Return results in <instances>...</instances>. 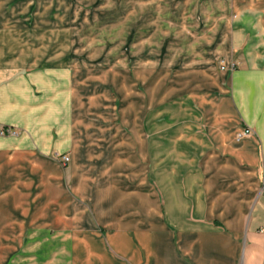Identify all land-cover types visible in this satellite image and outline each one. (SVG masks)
<instances>
[{
	"label": "crops",
	"instance_id": "crops-1",
	"mask_svg": "<svg viewBox=\"0 0 264 264\" xmlns=\"http://www.w3.org/2000/svg\"><path fill=\"white\" fill-rule=\"evenodd\" d=\"M225 2L207 54L170 65L196 80L184 89L200 112L193 129L185 117L155 132L148 118L139 129L105 114L89 130L67 56L0 52V127L14 132L0 137V234L19 236L0 240L17 246L10 264H264V0ZM243 128L253 134L236 142Z\"/></svg>",
	"mask_w": 264,
	"mask_h": 264
},
{
	"label": "rangeland",
	"instance_id": "rangeland-1",
	"mask_svg": "<svg viewBox=\"0 0 264 264\" xmlns=\"http://www.w3.org/2000/svg\"><path fill=\"white\" fill-rule=\"evenodd\" d=\"M146 1L0 0V34L10 36L0 42V52L67 56L75 102H83L77 108L88 116L89 130L102 129L105 114L129 124L136 118L139 129H145L148 118L155 132L176 129L183 123L177 118L185 117V125L193 129L200 112L184 89H192L196 80L170 65H177L180 57L207 54L200 49L211 24L223 20L226 2L217 6L200 0L188 5L192 9L166 5L170 9L165 10L157 0H149L150 5ZM24 30L30 34L20 37ZM2 238L16 242L19 236L0 234ZM12 247L17 246H0V264H10L17 255Z\"/></svg>",
	"mask_w": 264,
	"mask_h": 264
},
{
	"label": "built area",
	"instance_id": "built-area-1",
	"mask_svg": "<svg viewBox=\"0 0 264 264\" xmlns=\"http://www.w3.org/2000/svg\"><path fill=\"white\" fill-rule=\"evenodd\" d=\"M220 69H221V71H223V70H225V67L221 66ZM228 70L234 71L235 65H230L228 67ZM13 134H14V132L9 128H6V127L0 128V137H5V136L13 135ZM252 134H253V132L250 128H243L236 133L235 141L241 142L242 140H244L245 138H248ZM57 158H58L59 162L63 165H65L69 162V158L65 155L57 156Z\"/></svg>",
	"mask_w": 264,
	"mask_h": 264
}]
</instances>
